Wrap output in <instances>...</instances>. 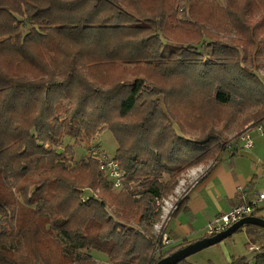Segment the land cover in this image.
<instances>
[{"label": "trees", "instance_id": "obj_1", "mask_svg": "<svg viewBox=\"0 0 264 264\" xmlns=\"http://www.w3.org/2000/svg\"><path fill=\"white\" fill-rule=\"evenodd\" d=\"M222 1L0 0V264H158L188 246L152 233L157 202L237 151L222 130L264 119V0ZM226 23L228 42L210 32ZM104 131L120 193L95 160L73 163Z\"/></svg>", "mask_w": 264, "mask_h": 264}, {"label": "crops", "instance_id": "obj_2", "mask_svg": "<svg viewBox=\"0 0 264 264\" xmlns=\"http://www.w3.org/2000/svg\"><path fill=\"white\" fill-rule=\"evenodd\" d=\"M251 124L244 125L234 138ZM250 137L253 142L251 149H237L230 155H223L217 163L198 168L196 182L185 193L188 198L186 210L176 219L170 217L175 209L165 215L152 232L155 236L170 239L173 247L184 242L186 245L193 244L205 239L207 225L218 215L255 200L264 187V135L251 130ZM232 142L229 147H234ZM255 211V218L264 221V207ZM245 228L226 239L228 241L190 256L187 262L231 264L232 259H243L244 264H258V257L264 255V231L257 227ZM99 257L106 260L101 254Z\"/></svg>", "mask_w": 264, "mask_h": 264}, {"label": "rangeland", "instance_id": "obj_3", "mask_svg": "<svg viewBox=\"0 0 264 264\" xmlns=\"http://www.w3.org/2000/svg\"><path fill=\"white\" fill-rule=\"evenodd\" d=\"M219 1L221 3H223L222 0H216ZM184 6V2L183 0H179V7L182 9ZM29 30V27L27 25L23 26V33L27 32ZM210 32L216 36H218L220 39H222V41L224 42H228L229 39L233 38L234 32L232 31V29L230 28V26L226 23L225 26L218 28V29H210ZM205 42H207V40H205ZM200 47V46H199ZM252 69L254 70V72L256 73V75L261 79V81L264 83V71L259 70L255 64H252ZM244 119V116H242L238 122L232 124L229 126V128L227 130H222L223 132V138L221 140V145L222 146H228L229 142L231 140L234 139V135H236V133L242 128V120ZM219 130L222 129L221 126L218 127ZM198 134V133H197ZM196 133L192 134L191 136H197ZM74 143L73 140H64L61 142L60 146H58L56 148L57 151H62L64 149L65 146L67 145H72ZM79 144L77 146L74 145L73 147V151H74V158H73V163L80 161L81 159H87V146H91V145H96L97 147H99V149L109 158H114L115 154H116V143L115 140L113 138V136L108 132V131H104L101 134H99L98 136H96L91 142H87V141H83V143L78 142ZM213 162H210L206 165H198L196 167H193L191 169H189L188 171H186L184 174H182L178 179V183L175 187V189L166 196V198L160 200L157 202L156 204V208L155 211L160 213V216L156 219L157 220V225L159 226L160 223L162 222L164 216L168 213L171 212L176 205L184 198L186 191L196 182V174L199 173V167L200 166H208ZM199 168V169H198ZM198 169V170H197ZM203 169V167H202ZM164 180L166 181L167 179L164 178ZM113 192L115 193H120L122 191L121 190H114L112 189ZM98 198V192H95ZM109 213L111 215H113L115 217L116 213L114 212V210L109 211ZM128 217H132L130 215H128ZM159 223V224H158ZM130 225L132 226H137L138 225V216L133 217V220H131L129 222ZM158 226H156L155 228H157ZM155 228L153 229L155 231ZM228 241V240H226ZM225 242V241H224ZM62 243L64 244L65 241L62 240ZM23 250L22 248L19 249V253H22ZM93 258L95 259V261H102L99 257V253L94 252L93 254ZM105 259V258H104ZM187 261V259H186Z\"/></svg>", "mask_w": 264, "mask_h": 264}, {"label": "built area", "instance_id": "obj_4", "mask_svg": "<svg viewBox=\"0 0 264 264\" xmlns=\"http://www.w3.org/2000/svg\"><path fill=\"white\" fill-rule=\"evenodd\" d=\"M251 130H254L256 133L260 135H264V119L257 124H251L240 135L236 136L237 139L234 138L232 142L233 146L238 150L251 149L253 147V142L250 137ZM87 157L97 162L99 170L106 176L108 181L111 182L112 188L114 190H121L123 188L122 186L123 173L121 172L118 164L113 159L107 157L96 146H87ZM88 200H89V196L84 193L82 195V201L85 202ZM261 206L264 207V187L257 194V197L251 204L240 205L227 213L218 215L209 225H207L205 231L206 233L205 238L213 237L225 231L226 229L238 223L239 221L245 218L252 217V213L255 211V209ZM171 212H168L166 215H168ZM156 226H154V228ZM172 244H173L172 241L168 238L163 240L164 247H169ZM95 264H113V263L109 260H102V261H95Z\"/></svg>", "mask_w": 264, "mask_h": 264}, {"label": "water", "instance_id": "obj_5", "mask_svg": "<svg viewBox=\"0 0 264 264\" xmlns=\"http://www.w3.org/2000/svg\"><path fill=\"white\" fill-rule=\"evenodd\" d=\"M257 227L259 229L264 230V221L260 218L249 217L245 218L238 223L234 224L233 226L229 227L225 231L210 237L190 244L183 248L182 250L174 253L173 255L161 260L158 264H178L179 262L186 260L190 256L201 252L207 248L213 247L218 245L219 243L223 242L224 240L230 238L234 235L237 231L243 229L244 227Z\"/></svg>", "mask_w": 264, "mask_h": 264}]
</instances>
